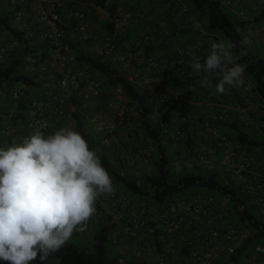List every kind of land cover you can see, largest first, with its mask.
Returning a JSON list of instances; mask_svg holds the SVG:
<instances>
[{
    "label": "built area",
    "instance_id": "1",
    "mask_svg": "<svg viewBox=\"0 0 264 264\" xmlns=\"http://www.w3.org/2000/svg\"><path fill=\"white\" fill-rule=\"evenodd\" d=\"M219 2L231 11L240 3L252 12L264 8V0ZM81 4L80 0H0V19H7L24 38L40 30L37 43L27 48L7 27L0 26V64L21 58L25 72L37 82L31 86L0 79V147L22 142L35 129L45 135L61 127L79 132L80 116L86 132L95 133L101 154L125 165L120 177L129 175L141 186L140 170L152 167L157 145L144 136L130 156L124 157V133L117 122L119 110L129 98L122 88H112L107 110L102 114L93 111L91 104L106 95L105 84L77 62L70 48L73 44L77 50L108 60L142 89L150 120L164 134L172 124L170 167L174 171L213 173L248 197L256 215L264 220V149H248L222 131L235 109L238 123L264 134V98L246 74L245 86L226 88V98L209 87L195 100L186 98L204 76L193 71V60L202 63L211 42L223 41L220 35L205 27L182 0H104V7H94L99 17L112 23V28L103 31L78 7ZM63 13H67L66 21ZM132 24L140 32L138 40L128 34ZM245 28L258 31L264 50V24L248 22ZM44 43L50 47V57L43 61L34 50ZM210 79L216 84L219 76L213 74ZM185 102L202 112L174 116ZM21 105H27L23 121L18 119L24 114ZM257 108L260 112L252 117L251 111ZM204 115L209 120L202 122ZM187 123L192 135L193 128L204 133L201 144H189L183 131ZM112 180L115 195L99 197L87 230L74 233L71 239L86 238L97 228L109 227V240L120 264H238L235 257L250 231L235 220L229 197L199 192L157 201L153 194L131 197L116 178ZM238 210L243 211L244 204ZM241 264H264V245H256Z\"/></svg>",
    "mask_w": 264,
    "mask_h": 264
},
{
    "label": "trees",
    "instance_id": "2",
    "mask_svg": "<svg viewBox=\"0 0 264 264\" xmlns=\"http://www.w3.org/2000/svg\"><path fill=\"white\" fill-rule=\"evenodd\" d=\"M81 5H78L80 9L85 12L92 21L102 23V30L112 28V23L107 20H101V17L96 14L94 7H104V0H80ZM190 8L191 12L202 22L205 27L215 30L223 41L231 42L236 45L233 49L234 54L239 55L241 52L245 55H239L237 63L246 65L245 74L250 78L256 87V92L264 98V54L258 51L251 45H242L241 41L244 38L243 29L248 22H254L256 24H264V8L259 9L254 13L253 19L241 18L235 13L231 12L228 8L223 6L219 0H182ZM63 15V14H62ZM63 19V16H62ZM248 20V21H246ZM0 26L7 27L11 33L19 37L23 46L30 48L33 47L40 34V30L34 31L32 37L24 38L22 33L17 32L11 28L7 19H0ZM136 27L132 24L129 26L128 34L131 35ZM35 53L41 60H47L50 57V47L47 43L37 45ZM71 51L76 56L77 62L88 69V72L98 75L105 84L106 94L112 88H122L124 93L129 98L127 103V111L125 116L128 117L131 109L137 114L136 128H139L144 136L150 138L157 145V152L155 159L152 161V170L147 172V167L141 168L143 175V182L138 187L131 179L129 175L120 177V172L125 171L126 167L118 160L112 159L108 156H103L98 149V140L95 133L86 132L84 120L78 116L79 132L86 139L91 149H94L101 157L102 166L109 172L111 177L116 178L120 184L122 190L129 194L131 197L137 196L142 198H149L154 196L157 201H163L166 199H172L180 196H188L199 192L210 193L219 197H229L231 202L230 206L234 209L235 220L238 221L242 229H248L250 236L247 241L239 249L235 259L238 264L242 263L244 256L252 254L256 245H264V220L260 219L253 207L249 203V198L241 195L237 189L232 186L226 185L222 180L217 178L211 172H207L203 169H189L181 172H176L170 167V161L172 159V148L169 142V136L173 132L172 124L167 134H164L162 130L156 126L149 117V106L142 89L137 88L131 83L126 75H124L117 67L112 65L108 60L98 58L89 54H86L80 50H77L75 45H71ZM176 78V77H174ZM0 79L10 81L11 83H22L34 86L37 85L35 78L29 73L25 72L21 58H15L8 64H0ZM195 85V84H194ZM208 87H202L199 84L198 88L187 92L186 98L188 100H195L194 98L198 93L207 89ZM215 88V84L212 83V87ZM226 93V91H225ZM219 94L221 97L226 98V94ZM191 94L193 97H190ZM229 105L235 106V103L230 101ZM20 112L24 111V114H19L18 119L20 121L25 120L27 105H21L19 107ZM201 109H191V104L185 102L182 104V109L178 112H174V116H182L187 114L201 113ZM218 112V111H217ZM237 111L235 109L230 111V116L227 121V125L223 128V133L232 138L235 142L242 144L248 149H264V134L259 131H249L245 125H242L236 121ZM209 120L204 115L200 118V121ZM191 125L189 123L183 127V131L186 132L189 137V144H192L193 140L190 138L192 135ZM123 128L120 127L121 131ZM2 138L0 137V143ZM240 204H244V210L239 211ZM91 239V247H85L78 240L79 238H73L66 243L57 253L50 256L43 264H52L57 262L58 264H120L114 256L112 245L109 240V227L97 228L94 232L88 235ZM32 264H41L39 259L33 261ZM126 264H137L135 261H131Z\"/></svg>",
    "mask_w": 264,
    "mask_h": 264
},
{
    "label": "clouds",
    "instance_id": "3",
    "mask_svg": "<svg viewBox=\"0 0 264 264\" xmlns=\"http://www.w3.org/2000/svg\"><path fill=\"white\" fill-rule=\"evenodd\" d=\"M242 45H250L245 36ZM236 45L213 41L204 61L191 67L203 73L202 87L215 92L245 86L246 65L237 63ZM112 177L101 157L80 132L61 127L45 135L35 129L22 142L0 147V261L41 264L76 232L87 230L101 196L115 195Z\"/></svg>",
    "mask_w": 264,
    "mask_h": 264
},
{
    "label": "rangeland",
    "instance_id": "4",
    "mask_svg": "<svg viewBox=\"0 0 264 264\" xmlns=\"http://www.w3.org/2000/svg\"><path fill=\"white\" fill-rule=\"evenodd\" d=\"M254 13H246L245 18H249V19H253V15ZM244 37L247 36L248 39L251 41V46L254 47L255 49H257L258 51L262 52V54H264V50L262 45L260 44L259 36H258V31H256L255 33H248V32H242ZM253 42V43H252ZM88 71V69H87ZM98 76V75H97ZM102 108V107H101ZM97 109L98 112H100L102 114V109ZM127 103H124L122 105V108L119 110V120H118V126L123 128L122 131L124 133V139H123V151H124V157H128L131 154V151L134 149V146L136 143H142L143 142V138H144V134L142 133V131L139 128H136V120H137V114L135 113L134 110L131 109V112H129L130 114L128 115V117L125 116V113L127 111ZM252 113L251 116L253 115H257L259 111V108L255 109L254 111H251ZM252 116V117H253ZM193 135H192V144H196L199 145L201 144V140L202 137L204 136V133L202 131H199L195 128H193ZM152 167H147V172L151 171ZM78 240L82 245H84L85 247H91L92 243H91V239L89 236H87L86 238H79L76 239ZM52 264H58L56 261L53 262Z\"/></svg>",
    "mask_w": 264,
    "mask_h": 264
},
{
    "label": "crops",
    "instance_id": "5",
    "mask_svg": "<svg viewBox=\"0 0 264 264\" xmlns=\"http://www.w3.org/2000/svg\"><path fill=\"white\" fill-rule=\"evenodd\" d=\"M231 12H233V13H235V15H237V16H239V17H241V18H244L245 17V15H246V13L248 12H250V10L248 9V7L245 5V4H237L235 7H234V9H233V11H231ZM63 20L64 21H66L67 20V13H63ZM103 19V17L101 18V20ZM104 20V19H103ZM101 26H102V23L101 22H98L97 23V29H99V30H101V31H103L102 30V28H101ZM243 32H250L249 31V29L248 28H244L243 29ZM140 32H139V30L138 29H134V31H133V33L131 34V37H133L134 39H136V40H138V34H139ZM251 33V32H250ZM249 33V34H250ZM108 94H106L105 95V97H103V98H101V99H99V100H96V101H94L92 104H91V109L93 110V111H95V112H98L97 111V109H100L101 107V109H102V111H106L107 110V103H108V96H107ZM98 113H100V112H98Z\"/></svg>",
    "mask_w": 264,
    "mask_h": 264
}]
</instances>
